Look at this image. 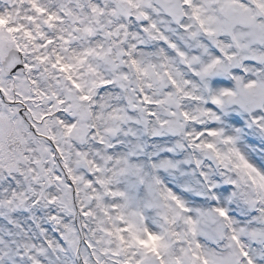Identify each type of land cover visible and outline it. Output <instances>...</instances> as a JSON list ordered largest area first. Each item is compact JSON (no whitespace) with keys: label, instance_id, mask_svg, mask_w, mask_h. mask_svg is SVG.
<instances>
[{"label":"snow or ice","instance_id":"1","mask_svg":"<svg viewBox=\"0 0 264 264\" xmlns=\"http://www.w3.org/2000/svg\"><path fill=\"white\" fill-rule=\"evenodd\" d=\"M0 264H264V0H0Z\"/></svg>","mask_w":264,"mask_h":264}]
</instances>
